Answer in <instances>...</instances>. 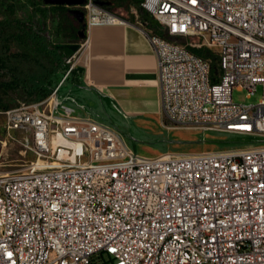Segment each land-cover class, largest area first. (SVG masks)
Masks as SVG:
<instances>
[{"label": "built area", "instance_id": "obj_1", "mask_svg": "<svg viewBox=\"0 0 264 264\" xmlns=\"http://www.w3.org/2000/svg\"><path fill=\"white\" fill-rule=\"evenodd\" d=\"M86 30L119 18L85 0ZM96 7L100 15L90 14ZM179 44L146 33L175 126L259 138L202 153H134L120 133L43 100L0 111L35 155L0 175V264H264V0H143ZM110 18V20H105ZM112 21V22H109ZM216 51L211 62L189 48ZM255 104H238L234 88Z\"/></svg>", "mask_w": 264, "mask_h": 264}, {"label": "crops", "instance_id": "obj_2", "mask_svg": "<svg viewBox=\"0 0 264 264\" xmlns=\"http://www.w3.org/2000/svg\"><path fill=\"white\" fill-rule=\"evenodd\" d=\"M117 17L116 23L90 27L84 38L73 43L78 45L71 56L73 67L80 73H72L62 82L56 98L58 107L108 126L105 115L112 120L156 115L164 135L172 136L174 132L163 126L157 60L146 35L150 31L161 34V29L144 12ZM165 149L150 148L153 155L144 157L164 154Z\"/></svg>", "mask_w": 264, "mask_h": 264}, {"label": "trees", "instance_id": "obj_3", "mask_svg": "<svg viewBox=\"0 0 264 264\" xmlns=\"http://www.w3.org/2000/svg\"><path fill=\"white\" fill-rule=\"evenodd\" d=\"M111 1L116 4L127 3L137 12H144L140 7L143 0ZM30 4L33 10L32 20L22 21L15 16L17 9L14 4L9 0H0V111L17 106L8 100V94L16 91L23 92L29 99L25 103L45 99L55 85V73L61 70V74H65L68 70L66 60L78 47L73 43L85 37L84 29L83 37L79 36L81 24L65 6L48 5L43 0H30ZM49 18L66 20V32L60 28L59 23L49 28ZM153 32L160 35L156 31ZM54 37L68 39L73 43H55ZM186 39L198 41L197 38ZM13 46L17 48L16 51L12 50ZM189 49L197 56L210 60L212 82L218 81L217 56L204 46ZM72 73L79 74L80 70L73 68L68 76Z\"/></svg>", "mask_w": 264, "mask_h": 264}, {"label": "rangeland", "instance_id": "obj_4", "mask_svg": "<svg viewBox=\"0 0 264 264\" xmlns=\"http://www.w3.org/2000/svg\"><path fill=\"white\" fill-rule=\"evenodd\" d=\"M95 6L115 16L125 15L126 17L137 15L136 10L127 3L116 4L111 0H92ZM16 7L15 16L22 21L32 20L33 10L30 0H9ZM71 13L72 8L66 7ZM86 15L83 8H78ZM72 14V13H71ZM76 18L75 15L72 14ZM59 23L60 28L66 32L68 22L51 18L48 19L47 25L49 28ZM85 30V23L79 28V33ZM163 34L161 30H159ZM164 35V34H163ZM80 36V35H79ZM81 37V36H80ZM166 39L179 43L186 44L189 42L186 38H172L164 35ZM55 43L72 44L68 39L53 38ZM80 40H78L79 42ZM13 51L17 48L13 46ZM216 55V51L209 49ZM73 63V59L71 61ZM61 77V70H58L53 77L56 84ZM262 94L261 87L258 86L255 93L248 96L246 90H238L234 88L232 91V99L238 104H255L258 102ZM8 100L13 104L28 102L29 99L21 91L8 94ZM112 120L105 115L104 120L111 127L116 129L122 136L125 144L136 154L143 156L153 155L150 148L158 149L165 147L164 153H202L207 151L225 149L229 147H239L259 141V138L233 135L217 131H209L203 129H188L170 124L163 116V126L174 132L172 136L164 135L160 125V117L156 115H136L127 119L116 118ZM30 136L28 133L13 131L7 132L5 128V118L0 114V175L21 171L30 162L35 161L34 153L29 149Z\"/></svg>", "mask_w": 264, "mask_h": 264}, {"label": "water", "instance_id": "obj_5", "mask_svg": "<svg viewBox=\"0 0 264 264\" xmlns=\"http://www.w3.org/2000/svg\"><path fill=\"white\" fill-rule=\"evenodd\" d=\"M43 1L46 4L52 5V6L71 7L72 8L71 13L76 16L77 21L81 25L84 24V13L80 11L78 8L85 3V0H43ZM79 35L83 37L82 33H79Z\"/></svg>", "mask_w": 264, "mask_h": 264}, {"label": "bare ground", "instance_id": "obj_6", "mask_svg": "<svg viewBox=\"0 0 264 264\" xmlns=\"http://www.w3.org/2000/svg\"><path fill=\"white\" fill-rule=\"evenodd\" d=\"M89 10H90L89 11L90 14L94 15V16H98L101 13L100 10L98 8H96V7H91ZM108 19L110 20V18H105V20H108ZM109 22H112V21H109ZM116 22H118V21L117 20H113V23H116ZM91 27H93V26H91ZM5 174H1V176L5 175Z\"/></svg>", "mask_w": 264, "mask_h": 264}]
</instances>
